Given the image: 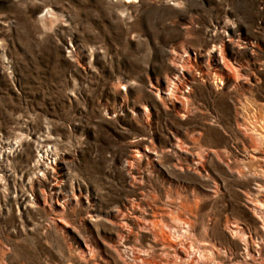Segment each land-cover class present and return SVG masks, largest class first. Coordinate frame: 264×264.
I'll list each match as a JSON object with an SVG mask.
<instances>
[{"label": "rangeland", "instance_id": "374dc122", "mask_svg": "<svg viewBox=\"0 0 264 264\" xmlns=\"http://www.w3.org/2000/svg\"><path fill=\"white\" fill-rule=\"evenodd\" d=\"M173 52L193 78L171 92ZM260 133L264 0H0L5 264H120L108 213L139 200L148 212L168 207L174 221L195 217L196 228L173 239L219 251L188 264H235L245 245L223 228L229 218L256 232L246 206L264 183V160L253 158ZM193 152L203 174L188 169ZM41 153L48 169L38 168ZM133 228L130 247L168 264L161 238Z\"/></svg>", "mask_w": 264, "mask_h": 264}, {"label": "bare ground", "instance_id": "6f19581e", "mask_svg": "<svg viewBox=\"0 0 264 264\" xmlns=\"http://www.w3.org/2000/svg\"><path fill=\"white\" fill-rule=\"evenodd\" d=\"M216 46V45H215ZM218 51V49H217ZM186 52V51H185ZM177 54H172V59L174 62V79L172 81V76L168 77L166 80V85L169 91H173V88H177L178 82L182 83V77H190L193 78V73L185 67L184 64H179L176 58ZM184 55V54H183ZM187 55V53H186ZM190 55V54H188ZM219 57L224 59V54L222 49H219V53L217 54ZM183 59V58H182ZM220 58L217 57L218 68L223 70L226 74V71H233V67L224 60L220 61ZM181 60V59H180ZM184 60V59H183ZM181 63V62H180ZM173 75V74H172ZM227 75V74H226ZM229 77V76H227ZM233 78L239 80V74L237 73L236 76L233 75ZM175 84L177 86H175ZM177 91V90H176ZM170 92V93H171ZM174 93V92H173ZM168 94V92H167ZM186 104V103H185ZM184 106L182 105L181 110H184ZM257 135V134H256ZM254 137L256 141V150L253 158L260 160H264V150L260 149V143L264 140V135L261 133ZM14 144V142H13ZM188 150V149H187ZM187 152V151H186ZM198 152V151H197ZM197 152H193V158L195 159V165L192 167H188V169L193 170L198 174H203V171L206 170L204 164H200L199 161L203 160V157H200V154ZM5 155V154H4ZM40 157L37 159L38 168L42 165L44 169H48L50 166H44L46 163L44 162V153L39 155ZM42 160V162H41ZM198 160V161H197ZM199 162V163H198ZM47 165V164H46ZM227 167L232 168L231 164L227 163ZM128 174L131 175L134 182H137V173L134 170L133 165L127 166ZM51 177L55 174L52 170H46ZM243 172L242 170H239ZM264 171V170H263ZM256 174V173H254ZM256 175L264 177V174L257 173ZM64 174L61 176L63 177ZM63 184V180L57 177L56 183H52V190L55 195L54 199L57 204H63L61 202L62 194L58 192L61 189ZM135 184V183H134ZM81 190V189H80ZM78 195V194H77ZM66 200L71 198L70 195H65ZM79 201V197L74 195L73 198ZM65 200V201H66ZM130 201V200H129ZM143 200L139 201H132L129 206L125 208H118L109 211L108 216L111 219L112 224H114L117 228V237L118 240L111 245L113 250L116 254V259L119 260L120 264H149L150 260L148 258V253H144L141 250H135L130 247V245L126 242L127 238L130 237V234L133 231V227L137 228L139 231L151 232L155 235V241H158V236L161 238V250L163 260L166 261L168 264H188L189 262H193L195 260H202L206 253L214 254L217 251L216 246L208 245V243H201L199 246L200 253L196 251H189L182 240H176L172 237V231L178 230L184 234L189 233L190 231L196 228V221L194 216H186L184 218H180L178 221H174L169 218V208L163 205L158 204H149L151 211L148 212L145 209V203L142 202ZM78 203V202H77ZM63 206V205H62ZM247 210L250 219L252 220L255 228V233H253L250 227L247 225L241 224L239 220H230L229 218L226 219V223L224 224V231L229 237V239L235 240L236 238L240 239L241 243L245 245L243 255H241L239 260H236L235 264H264V183H259L258 194L256 200H250L247 203ZM172 208H170L171 210ZM158 219L159 221H155ZM132 225V226H131ZM183 234V235H184ZM261 242L259 245L255 244V240ZM257 243V242H256ZM87 246V245H86ZM110 246V244H109ZM85 252H89L88 254H92L93 248L87 246ZM152 249V248H151ZM154 249V248H153ZM219 251V250H218ZM217 251V252H218ZM81 252V251H80ZM6 256V249L0 243V264H5L3 261L4 257ZM117 260L115 262L117 263ZM238 261V262H237ZM222 263V262H221ZM217 261L212 262H205V264H221Z\"/></svg>", "mask_w": 264, "mask_h": 264}]
</instances>
